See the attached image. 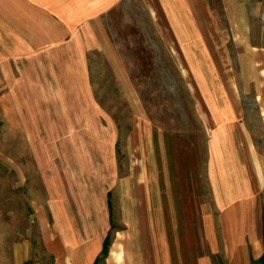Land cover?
I'll use <instances>...</instances> for the list:
<instances>
[{"label": "crops", "instance_id": "obj_1", "mask_svg": "<svg viewBox=\"0 0 264 264\" xmlns=\"http://www.w3.org/2000/svg\"><path fill=\"white\" fill-rule=\"evenodd\" d=\"M263 2L0 0L1 97H55L54 71L18 67L38 53L86 97L95 51L132 110L121 134L118 123L100 122L110 132L90 142L92 152L71 138L70 152L49 151L38 166L47 196L33 210L50 264H264ZM137 4L142 62L125 52L132 42L109 37ZM141 79L174 81L179 108L151 114Z\"/></svg>", "mask_w": 264, "mask_h": 264}, {"label": "rangeland", "instance_id": "obj_2", "mask_svg": "<svg viewBox=\"0 0 264 264\" xmlns=\"http://www.w3.org/2000/svg\"><path fill=\"white\" fill-rule=\"evenodd\" d=\"M136 6L134 16L129 19H114L118 22L111 24L114 31L109 37L111 41L132 42L125 52L142 62L141 50L135 46L142 39L139 28L146 21L143 10L138 4ZM262 7L264 9V2ZM28 60V63H18L26 74L45 76L54 71L61 81H57L59 89L56 88L55 97L41 96L38 89H29L30 96H16L15 91L12 95L0 96V264L51 263L42 249L40 229L33 210V204L46 201L47 196L43 183L46 174L38 166L47 164L44 159L49 151L70 152L71 138H75L77 144L80 138L87 139V142L82 141L87 143L82 147L88 145L92 152L90 142L94 138H105L110 132L106 126L101 128L100 122L118 123L123 126L119 130L121 134L126 131L124 127L132 112L131 108H126L127 100L117 95L111 66L102 53L91 51L86 56V97L74 87L77 81L67 80L70 73L63 71L62 66L45 64L48 60L44 53ZM133 68L139 74L149 72L143 64ZM8 73L16 74L14 64L8 66ZM16 83L15 80L10 81L13 87ZM69 83L73 87H69ZM136 83L151 114L159 115L160 108L167 110L166 113H169L168 108H179L181 98L174 81L141 79ZM96 104L103 108H96ZM245 105L247 108L255 107L249 97ZM64 139L67 141L63 142Z\"/></svg>", "mask_w": 264, "mask_h": 264}, {"label": "trees", "instance_id": "obj_3", "mask_svg": "<svg viewBox=\"0 0 264 264\" xmlns=\"http://www.w3.org/2000/svg\"><path fill=\"white\" fill-rule=\"evenodd\" d=\"M106 242H107V235L105 236L104 240H103V244H102V247H101V254L105 252L106 250ZM257 261H260V262H264V259L262 256H260ZM92 264H96V260L93 261ZM252 264V263H251Z\"/></svg>", "mask_w": 264, "mask_h": 264}]
</instances>
